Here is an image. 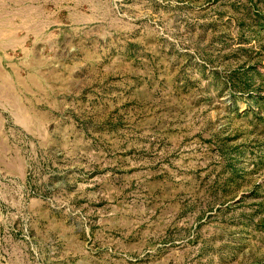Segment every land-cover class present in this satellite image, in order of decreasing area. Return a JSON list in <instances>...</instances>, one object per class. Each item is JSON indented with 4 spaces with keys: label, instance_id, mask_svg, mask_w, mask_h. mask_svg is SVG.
I'll return each mask as SVG.
<instances>
[{
    "label": "rangeland",
    "instance_id": "obj_1",
    "mask_svg": "<svg viewBox=\"0 0 264 264\" xmlns=\"http://www.w3.org/2000/svg\"><path fill=\"white\" fill-rule=\"evenodd\" d=\"M0 264H264V0H0Z\"/></svg>",
    "mask_w": 264,
    "mask_h": 264
}]
</instances>
